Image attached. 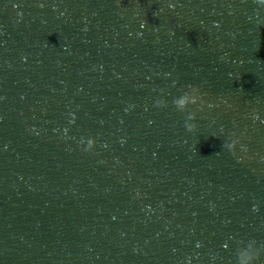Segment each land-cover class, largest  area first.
Returning <instances> with one entry per match:
<instances>
[{
    "label": "water",
    "instance_id": "95a60500",
    "mask_svg": "<svg viewBox=\"0 0 264 264\" xmlns=\"http://www.w3.org/2000/svg\"><path fill=\"white\" fill-rule=\"evenodd\" d=\"M0 264H264V4L0 0Z\"/></svg>",
    "mask_w": 264,
    "mask_h": 264
},
{
    "label": "clouds",
    "instance_id": "9594fccd",
    "mask_svg": "<svg viewBox=\"0 0 264 264\" xmlns=\"http://www.w3.org/2000/svg\"><path fill=\"white\" fill-rule=\"evenodd\" d=\"M260 3H261V4H264V0H260ZM249 259H250V257H249Z\"/></svg>",
    "mask_w": 264,
    "mask_h": 264
}]
</instances>
